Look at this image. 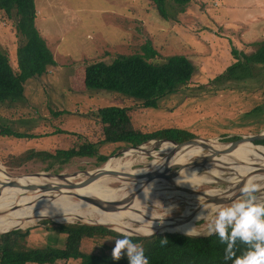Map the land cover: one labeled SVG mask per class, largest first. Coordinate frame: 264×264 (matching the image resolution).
Returning <instances> with one entry per match:
<instances>
[{
  "label": "rangeland",
  "instance_id": "1",
  "mask_svg": "<svg viewBox=\"0 0 264 264\" xmlns=\"http://www.w3.org/2000/svg\"><path fill=\"white\" fill-rule=\"evenodd\" d=\"M34 5L35 28L52 53L55 66L48 67L45 75L29 79L20 100L0 103V125L26 135H0V166L8 176L64 174L74 184L84 176L72 177L73 173H92L101 168L104 164L96 165L95 158H74L53 173L51 170L58 164L47 170L50 161L43 157L83 143L97 144L101 125L93 113L107 106L128 108L132 127L141 134L177 128L192 133L196 139L224 143L264 132V66L254 67L253 77L244 80L230 79L226 72L236 62L232 50L249 52L248 44L264 39V0H190L184 5L171 0L166 19L157 14L149 0H34ZM15 22V17L10 20L0 15V51L7 55L13 70H16L15 52L21 42L15 35ZM147 42L158 54L151 61L161 64L167 57L181 55L194 68L190 82L159 101L157 109H143L137 101L115 93L85 89L86 65L109 64L116 56L143 54L141 48ZM256 146H261L256 149L264 147ZM140 147L151 150L152 155L125 158L123 153L128 149L120 144L100 145L98 154L107 156L108 160H132L131 168L126 171H136L149 168L155 159H163L172 149L171 144L158 140ZM28 151H35L34 157L20 160ZM207 154L201 148V156ZM209 166L222 170L223 179L232 178L233 182L238 179V171ZM213 171L217 176L221 173L217 169ZM198 173L204 175L205 169L200 168ZM209 178L205 183L214 181ZM117 186L115 183L111 188ZM199 186L197 191L217 193L225 184ZM146 205L147 212L163 213L162 208ZM40 209L33 208L32 215L41 212ZM185 209V205L178 204L166 217L177 219ZM43 221L64 224L39 218L21 228L30 229L26 247L62 249L65 236L52 230L53 224ZM75 223L78 221L72 224ZM194 226L196 234H205L207 220H198ZM115 239L95 236L83 240L81 249L111 253ZM77 263L69 260L54 264Z\"/></svg>",
  "mask_w": 264,
  "mask_h": 264
},
{
  "label": "trees",
  "instance_id": "2",
  "mask_svg": "<svg viewBox=\"0 0 264 264\" xmlns=\"http://www.w3.org/2000/svg\"><path fill=\"white\" fill-rule=\"evenodd\" d=\"M169 1L171 0H149L163 19L167 18L166 9ZM189 1L172 0L177 5H184ZM0 15L10 20L15 17L16 22L13 26L15 35L21 40L15 52L16 70L11 68L7 55L0 51V103H13L24 96V85L29 79L45 75L48 67L55 66V62L45 41L35 28L34 0H0ZM248 45L249 52L231 51L236 62L226 69L230 79L252 78L253 68L264 66V39ZM141 50L143 54L116 56L109 64L96 62L86 65L83 75L85 89L115 93L137 101L143 109H157L159 101L176 93L190 82L194 68L186 57L173 55L167 57L163 63L157 64L151 60L158 54L151 49L148 42ZM129 111L128 108L116 105L98 108L93 116L101 125L99 142L83 143L44 155L43 158L50 161L47 170L58 164V167L51 170L54 173L74 158H95L96 165L103 164L107 156L98 154L100 145L120 144L134 148L151 140H173L182 143L195 138L192 133L177 128H164L141 134L133 129ZM0 135L26 136L2 125ZM235 139L237 138H232L231 141ZM255 144L264 146V141H257ZM25 154L19 159H32L35 151H28ZM29 230L18 229L0 234V264H54L56 261L69 260L78 261L77 264H127L123 255L118 262H114L111 253L98 254L81 249L83 240L95 236L119 238L120 234L102 226L79 223L53 224L52 230L65 236L62 249L27 248ZM131 238L144 247L150 257L148 264H231L224 261V246L218 242L215 235L192 237L178 233H161L150 237ZM161 239L168 242L161 244Z\"/></svg>",
  "mask_w": 264,
  "mask_h": 264
},
{
  "label": "bare ground",
  "instance_id": "3",
  "mask_svg": "<svg viewBox=\"0 0 264 264\" xmlns=\"http://www.w3.org/2000/svg\"><path fill=\"white\" fill-rule=\"evenodd\" d=\"M210 145L215 150H221L227 147L226 145H221L214 141H212ZM257 147L261 146H254L248 143V141H242L238 143L233 150L229 151L226 156H221V158L212 157L209 153L202 157L203 155L201 156L200 147L179 148L177 154L168 164L183 165L189 163L191 160L192 162L189 167L181 169L176 176H171L172 181L169 183L159 180L145 184L144 179L141 177L132 180L126 179L128 178L127 176L130 175H145L146 173L143 172L150 168L162 171L163 159L161 161L155 159L149 165V168L138 169L136 171H126V169L131 168L133 164L132 160L126 159L124 161L122 159L123 161H121L119 159H109L108 162L103 165L104 167H101V170L103 172L122 173L123 176L113 177L109 174H105L84 187L76 189L61 188L58 191H43L38 188H36V190H30L25 187L30 184H43L46 182L67 183L72 180L70 176L58 179L55 177H47L42 174L38 177L19 176L13 178L5 174L3 168L0 166V232L10 230L14 227L24 228L30 226L39 218H48L58 223H73L74 221L102 223L108 225L112 229L119 226L130 235H139L136 231L138 228L147 229L150 227L152 233L177 231L186 234V232L189 231V234H196L195 222L198 220H207L203 217L197 219V217L200 216L204 210L216 207L213 205H205L196 209L202 201V198L191 192H185V189L179 188L196 190L199 185L205 183L209 176V179H214V177L218 178V176L221 178L223 173L221 172L222 170L213 168L209 165L222 166L235 173L238 171L239 173L236 174L238 175V181H242L244 184L252 180L260 184L262 186L261 188H263L264 150L256 149ZM262 148L264 149V147ZM123 155L125 158H131L133 155L142 158L151 156L152 152L145 147H140L139 149L125 150ZM111 160L112 162L109 164ZM240 163H243L244 166L240 165ZM200 168L205 169L204 175L198 173ZM216 169L221 172L218 176L217 172L213 171ZM256 170L263 171L249 176L250 173ZM1 174H3V176H1ZM120 177L125 178L120 180ZM115 183H117L118 186L111 188ZM9 188H11V191L15 189L16 191L10 193ZM205 193L209 195L216 194L208 191H205ZM261 194L262 195L257 196L258 200H264V192ZM76 196L106 201L121 200L122 207L111 212H106L88 204L84 200L78 199ZM74 199H77V201ZM147 203L162 208L163 213L147 212L144 209L147 208ZM178 204H183L186 208L181 215L182 217L177 219L166 217V214L174 211ZM39 207L41 209L38 211L41 212L32 215L33 208ZM150 211L152 210L150 209ZM124 219L127 221H124Z\"/></svg>",
  "mask_w": 264,
  "mask_h": 264
},
{
  "label": "clouds",
  "instance_id": "4",
  "mask_svg": "<svg viewBox=\"0 0 264 264\" xmlns=\"http://www.w3.org/2000/svg\"><path fill=\"white\" fill-rule=\"evenodd\" d=\"M261 187L260 184L249 180L242 185L238 198L225 206L206 209L197 217V219L202 217L207 219L205 235H215L218 242L224 246L225 262L264 264V200L257 198ZM113 231L118 232L120 236L114 240L111 251L112 261L118 262L123 255L127 264H148L150 257L140 243L135 242L130 234L119 226L114 227ZM136 231L142 236H152L151 227L138 228ZM187 234L189 231L186 232ZM167 242L166 239H161V244Z\"/></svg>",
  "mask_w": 264,
  "mask_h": 264
},
{
  "label": "water",
  "instance_id": "5",
  "mask_svg": "<svg viewBox=\"0 0 264 264\" xmlns=\"http://www.w3.org/2000/svg\"><path fill=\"white\" fill-rule=\"evenodd\" d=\"M162 142H166L172 145V149L170 152H168L165 157L163 158V170L162 171H158V169H152L150 168L149 171L145 174V175H140V176H134V175H130L128 176L129 179H135V178H143L144 179V183L147 184L151 181H172L171 176H176L178 174V172L183 169V168H187V166L189 167V164L191 165L192 160L189 163H185L183 165H179V164H168L169 161L177 154V152L179 151V148H183V147H188V148H195V147H200L202 149H205L209 155H211L212 157H216V156H226L228 154L229 151L233 150L236 145L242 141H248L249 143H251L252 145L255 144V142L257 141H264V132L263 133H259V134H255V135H244L241 137H238L237 139L230 141V142H217L214 141L216 143H219L221 145H226L227 147L221 150H215L211 147L210 143L212 142L211 140H207V139H196V138H192L188 141L182 142V143H176L173 140H160ZM256 146V145H254ZM140 146H137L135 148L132 149H139ZM175 154V155H174ZM174 155V156H173ZM162 159H160L159 161H161ZM240 165H243V163H240ZM254 166V165H253ZM263 170H256L253 173H250L249 176L251 175H255L259 172H262ZM234 173V172H233ZM44 175H46L47 177H55L58 179H61L62 177H65L64 174H51V173H43ZM105 174H109L111 176H123L122 173H118V172H103L101 170V168L96 169L95 171H93L92 173H88L86 171H80V172H76L72 174V177H74L75 175H81L84 176V179H82L81 181L77 182V183H71V182H67V183H62V182H46L43 184H30L27 187H25L26 189H30V190H36V188L43 190V191H58L61 188H67V189H76V188H80V187H84L87 184L97 180L98 178H100L101 176L105 175ZM42 175L41 173H35L32 175H28L29 177H38ZM14 178V177H13ZM216 182H221L224 183L225 186L223 188V190H217L216 194H206L205 191H197V190H190L187 188H179V189H185V192H191L197 196H200L202 198V201L199 203V205L197 206L196 209L205 206V205H213L216 208H219L221 206H225L227 205L230 201L236 199L239 197L240 195V189L243 185L242 181L239 182H233L231 181L229 178L223 179V178H217L214 177V181L211 182H206L204 183L205 185H212V184H216ZM63 185H61V184ZM14 186V185H11ZM208 191V190H207ZM264 191V187L261 188L259 190V192L257 193V196L260 195L261 192ZM78 199L84 200L85 202H87L88 204H91L103 211L106 212H111L114 210L119 209L121 206V200H115V201H106V200H100V199H96V198H89V197H83V196H76ZM75 197V198H76ZM129 202V201H127ZM182 216H178L177 218H181ZM48 219V218H46ZM54 222V221H53ZM58 223V222H55ZM67 224H70L72 222H65ZM78 223L80 224H86V225H94V226H102L105 229H109V230H113L112 228H110L108 225L106 224H102V223H90V222H83V221H78ZM17 229H21L20 227H14L10 230H17ZM10 230H5V231H1L0 234L3 233H8ZM161 233H178V234H183L186 235L184 233L181 232H177V231H161V232H153V235L156 234H161ZM133 237H144L142 235H130ZM187 236H192V237H205L208 235L202 234V235H198V234H187ZM145 237H150V236H145Z\"/></svg>",
  "mask_w": 264,
  "mask_h": 264
}]
</instances>
